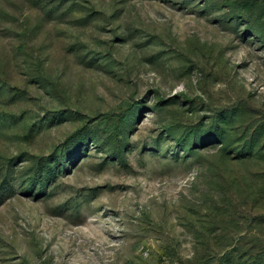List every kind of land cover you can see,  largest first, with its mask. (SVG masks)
<instances>
[{
  "label": "rangeland",
  "instance_id": "obj_1",
  "mask_svg": "<svg viewBox=\"0 0 264 264\" xmlns=\"http://www.w3.org/2000/svg\"><path fill=\"white\" fill-rule=\"evenodd\" d=\"M243 238L264 0H0V264H220Z\"/></svg>",
  "mask_w": 264,
  "mask_h": 264
},
{
  "label": "trees",
  "instance_id": "obj_2",
  "mask_svg": "<svg viewBox=\"0 0 264 264\" xmlns=\"http://www.w3.org/2000/svg\"><path fill=\"white\" fill-rule=\"evenodd\" d=\"M62 160H58V165L60 164ZM50 172L48 171V174ZM47 178H45L42 182H46ZM259 223H262L259 221ZM246 238H243L242 242L240 244H237V246L233 245H226L227 255H225L224 260L221 261L220 264H242L244 263L243 258L247 256L248 254V264H264V244H262V241L260 244L257 243V246L253 245L254 247H247L248 243L247 240L245 242Z\"/></svg>",
  "mask_w": 264,
  "mask_h": 264
}]
</instances>
